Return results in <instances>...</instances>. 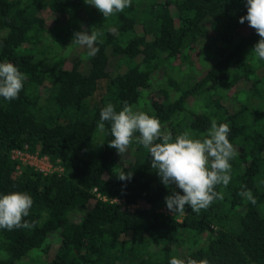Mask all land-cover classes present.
<instances>
[{"label": "trees", "instance_id": "trees-1", "mask_svg": "<svg viewBox=\"0 0 264 264\" xmlns=\"http://www.w3.org/2000/svg\"><path fill=\"white\" fill-rule=\"evenodd\" d=\"M85 5L0 0V62L26 74L18 99L0 97V195L30 194L24 220L36 221L31 229H0V264H169L173 256L264 264V60L250 53L261 38L239 23L246 0H132L108 17L97 10L88 30L103 33L94 56L68 44ZM206 56L210 63L193 75ZM240 81L248 87L237 89ZM124 102L156 116L173 137L202 138L212 119L227 123L237 155L230 183L215 189L223 199L199 212L160 213L165 197L182 190L165 187L135 140L123 153L130 162H120L108 146L110 124L98 127L103 107L119 111ZM25 146L63 173L43 175L11 159ZM124 173L131 178L118 179ZM245 188L256 204L239 194ZM97 193L139 206L126 211ZM51 234L59 243L48 259Z\"/></svg>", "mask_w": 264, "mask_h": 264}, {"label": "clouds", "instance_id": "clouds-1", "mask_svg": "<svg viewBox=\"0 0 264 264\" xmlns=\"http://www.w3.org/2000/svg\"><path fill=\"white\" fill-rule=\"evenodd\" d=\"M95 7L104 17L123 12L131 7L132 0H85ZM247 15L239 23L248 22L261 38L250 53L255 58L264 60V0H246ZM94 29V28H93ZM74 32L71 45L87 48V55L94 56L99 48L95 47L103 35L99 28ZM70 45V46H71ZM26 74L19 71L10 61L0 62V97L6 101L18 99L22 91ZM110 124L113 139L108 146L121 154L135 142L146 149L151 156V168L156 170L165 187L175 185L177 189L165 197L167 209L174 214H183L186 206L193 212L209 207L217 199H223V193L217 192V186L227 187L231 181L230 160L236 157L237 151L229 141L230 132L227 123L211 120L210 128L202 138H193L190 131L173 137L171 131L164 128L156 116L136 110L134 105L124 102L117 111L108 103L100 111L98 127L105 128ZM139 135H136V134ZM159 141V142H157ZM131 174H122L118 179L129 180ZM243 187V186H242ZM253 205L256 199L251 190L246 188L239 193ZM33 199L27 192H11L0 195V229H31L36 221L24 220L29 216ZM169 264H210L208 259H193L190 256L181 259L173 256Z\"/></svg>", "mask_w": 264, "mask_h": 264}, {"label": "built area", "instance_id": "built-area-1", "mask_svg": "<svg viewBox=\"0 0 264 264\" xmlns=\"http://www.w3.org/2000/svg\"><path fill=\"white\" fill-rule=\"evenodd\" d=\"M11 159L19 162V164H24L30 166L34 171L41 173L43 175L49 174H62L63 167L57 163H53L47 155H41L38 151H29L28 147L16 148L11 151ZM96 196L103 201H109L112 204L120 206L121 209L126 211H134L139 205L135 203H127L124 199L121 198H107L100 195L99 193ZM158 211L164 215L172 216L173 213L167 209V206H161Z\"/></svg>", "mask_w": 264, "mask_h": 264}, {"label": "rangeland", "instance_id": "rangeland-1", "mask_svg": "<svg viewBox=\"0 0 264 264\" xmlns=\"http://www.w3.org/2000/svg\"><path fill=\"white\" fill-rule=\"evenodd\" d=\"M84 9H82V13H81V17L83 19V21L81 22L80 24V30L79 31H82V30H89V28H91L93 26V24L96 22L97 20V9L91 5H88L86 4L84 7ZM52 17H50L49 19V23L52 22ZM58 20L62 21V22H65L66 20V17L61 15L58 17ZM70 42V41H69ZM68 44L71 45V42ZM86 49V47H80L79 45H73V52L75 53H80L82 52V50ZM67 52V43L66 45L63 46V49H62V54H65ZM204 61L200 62L199 60H196L195 63H194V73L193 75H198L200 74L202 71H204V68L210 63L211 61V57L209 56H206L204 59ZM53 64V63H52ZM202 74V73H201ZM105 82H103L101 84V88L98 89L97 91V94L95 96V98L98 97V93H100L102 90H103V86H104ZM248 82H245V81H240L238 86H237V89L238 88H244L246 89L248 87ZM43 92L44 94L47 93V88L46 87H43ZM100 131V129L97 130L96 132V135L98 134V132ZM118 160L122 163H125L127 164L128 162H130V157L126 154H122L121 156L118 157ZM56 233V232H54ZM53 233V235H54ZM50 239H51V242H52V246H51V249L48 253V259L52 258V256L54 255L55 251H56V248L58 246V243H59V238L57 236H52V234L50 235ZM204 239H201L200 240V243L203 244L204 243ZM188 246L186 244L183 245V250L186 249ZM3 254L2 252L0 251V257H2ZM129 262H127L126 264H128ZM117 264H121V263H117Z\"/></svg>", "mask_w": 264, "mask_h": 264}]
</instances>
